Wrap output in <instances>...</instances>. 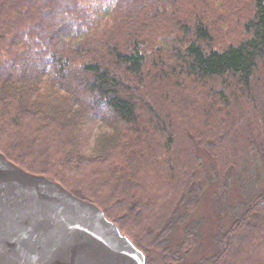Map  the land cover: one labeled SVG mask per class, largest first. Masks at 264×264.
Listing matches in <instances>:
<instances>
[{
    "label": "trees",
    "instance_id": "trees-1",
    "mask_svg": "<svg viewBox=\"0 0 264 264\" xmlns=\"http://www.w3.org/2000/svg\"><path fill=\"white\" fill-rule=\"evenodd\" d=\"M0 151L146 264H264V0H0ZM212 185L221 207L236 192L231 222L192 258Z\"/></svg>",
    "mask_w": 264,
    "mask_h": 264
},
{
    "label": "water",
    "instance_id": "water-1",
    "mask_svg": "<svg viewBox=\"0 0 264 264\" xmlns=\"http://www.w3.org/2000/svg\"><path fill=\"white\" fill-rule=\"evenodd\" d=\"M95 203L0 151V264H146Z\"/></svg>",
    "mask_w": 264,
    "mask_h": 264
},
{
    "label": "rangeland",
    "instance_id": "rangeland-1",
    "mask_svg": "<svg viewBox=\"0 0 264 264\" xmlns=\"http://www.w3.org/2000/svg\"><path fill=\"white\" fill-rule=\"evenodd\" d=\"M104 129V125L99 122L97 119H88L82 125L79 131V146L80 150L85 154H92L94 152L95 140L99 132ZM204 162L207 167L211 166V159L203 152ZM213 164V161H212ZM235 180V179H234ZM238 184L237 180H235V185ZM235 190L237 192L236 187L231 186V190ZM236 192L231 191V196L228 203H225L224 206H219V204L215 203V186L212 185L204 197L201 200L200 206L196 212L195 217L200 219L202 224V234L200 239V246L197 248L196 253L192 256V258H197L202 255H211L216 249L215 243V234L217 233L219 222V215L222 214L221 225L224 229H226L231 222V216L228 212L230 207L233 206L231 203H234V197L236 196ZM224 208V209H220ZM228 210V211H227Z\"/></svg>",
    "mask_w": 264,
    "mask_h": 264
}]
</instances>
